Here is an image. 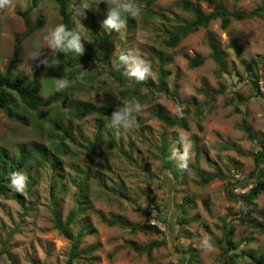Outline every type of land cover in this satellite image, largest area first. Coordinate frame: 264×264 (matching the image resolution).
Here are the masks:
<instances>
[{"label":"rangeland","instance_id":"rangeland-1","mask_svg":"<svg viewBox=\"0 0 264 264\" xmlns=\"http://www.w3.org/2000/svg\"><path fill=\"white\" fill-rule=\"evenodd\" d=\"M211 1L157 0L147 6L145 0H135L140 15L128 18L120 32H106L101 23L105 5L79 16L81 0H67L84 52L65 56L72 66L61 60L55 67L45 66L39 73V97L56 92V78L66 79L69 87L56 102L37 110L10 92L11 107L27 116L28 125L0 110L5 166L19 159L21 149L29 153L20 171L27 176L23 191L9 187L20 201L0 194V264H11L7 253L16 264H64L79 236L77 264H260L253 258L264 253V192L255 205L244 207L228 197L226 188L238 197L249 190L253 180L235 184L255 174L252 153L264 143V18L232 20L226 29L214 20L175 47L165 44L171 31L192 18L182 2L207 13L213 10ZM222 1L230 13L264 11L261 0ZM27 7H32L29 23H43L21 42L22 62L15 74L29 78L38 60L56 55L41 40L61 24L54 0H9L0 8V73L16 35L26 29L18 11ZM209 37L223 56L221 70L210 57ZM231 37L241 45L240 58L228 46ZM122 52L151 65L148 79L136 82L122 75L123 68L116 70ZM195 54L205 61L191 68L188 57ZM74 101L97 111L73 119ZM124 103L138 105L135 122L128 128L109 126L108 110ZM177 109L185 112L188 129L167 126L155 115L160 110L174 118ZM56 121L70 130V138L61 140L62 131L50 134ZM210 174L220 178L202 185L201 175ZM70 211L76 216L62 235L58 227L66 225ZM226 222L233 223L235 244L227 251L217 244ZM148 224L159 232L132 228ZM155 240L164 243L150 254L137 251Z\"/></svg>","mask_w":264,"mask_h":264},{"label":"trees","instance_id":"trees-1","mask_svg":"<svg viewBox=\"0 0 264 264\" xmlns=\"http://www.w3.org/2000/svg\"><path fill=\"white\" fill-rule=\"evenodd\" d=\"M146 5L149 6L153 3H155L157 0H145ZM264 3V0H261ZM54 2L57 5V11L61 19V24H64L67 28L73 30L72 25L70 23V15L67 11V0H54ZM213 10L207 13H204L200 10L198 6H191L187 2H182L181 7L185 12H189L192 15L191 20L185 22L183 25H180L176 27L173 31L169 33L168 39L166 41V46L168 47H175L183 38H185L187 35L194 33L198 31L200 28H207L210 22L214 20H219L220 27L222 29H226L232 20H244L248 18H252L254 16H261L264 18V11H259L258 9L251 10L249 12H228L224 6V3L222 0H213L211 1ZM104 5V3H101ZM34 6V5H33ZM32 6V7H33ZM32 7H27L23 11H18L20 15H22L26 22V29L20 33L17 34L15 37V43L13 46L12 55L8 59L4 70L0 73V110H2L7 117L10 119L28 125L29 121L27 116L24 114H18L15 112V110L11 107V97L10 92L16 94L21 101L22 104H24L26 107H28L31 110H37L42 106H48L52 103L56 102L60 98L59 92H54L52 96L42 100L39 97L40 92V79H39V73L40 71L45 67L44 64H42L40 60H38L37 64L32 69V74L29 78L21 75L15 74V69L18 67V65L22 62L21 59V42L37 27L42 25L43 20L38 19V22L34 25H31L29 23L28 14L31 12ZM208 43L211 49L210 57L218 64L219 69L221 70L224 67V59L219 51V48L217 44L215 43L214 39L212 37L208 38ZM228 46L233 49L234 54L236 57L240 58L241 56V45L234 37H231L229 39ZM59 60L63 61L68 66H72L73 63H71L69 60L65 59V55L62 53H55ZM205 61V57L200 54H195L191 57H188V66L191 68L198 67L202 65ZM252 83L254 84V87L257 88V80L255 78H252ZM163 89V77L160 79V83L158 86V90ZM258 93H260L257 90ZM174 101L176 103H179L177 98H174ZM73 103V109H72V117L73 119H82L85 116L92 114L97 111L96 107L93 105L81 102V101H74ZM109 114L111 115L113 112L111 110H108ZM183 112L182 118H170L166 114H164L162 111L157 110L155 112L156 117L162 121L164 124L170 127H181L183 129H188L187 122L185 120V112ZM201 111L197 108V113L199 114ZM55 131H62V135L60 136L61 140L64 138H70L71 132L69 129L64 128L59 122H55L53 127L50 129V134H54ZM247 136L252 139V135L250 132L246 129ZM57 149L60 151V146L62 145H56ZM94 146V144H93ZM34 152L38 156L40 155V152L38 150H30L29 152ZM29 153H27L24 149H21L19 153V159L15 162H11L9 166H5L6 159L4 157V154L0 155V160L3 162V166L0 168V194L4 193L5 197L13 198L18 201H20L19 196L17 194L9 189L11 187L10 181L8 179L9 175L12 172L21 171V169L24 167L26 160L28 158ZM253 162L256 166L262 165L261 170L259 171L258 177L252 181V186L249 188V190L243 194L241 197L246 202L247 205H255V200L264 192V143H262V149L252 153ZM39 165H43L42 161L40 159L37 160ZM216 177L220 178L218 174H210V175H201L200 177V183L202 185H205L211 181H213ZM247 183L241 184V186H246ZM207 208V206H206ZM76 216V213L74 211H70L68 214V217L66 219V225L58 227L60 233L62 235H67V225H69L71 222H73L74 218ZM226 230H225V236H223L219 242H217L218 245L223 244L226 246V248H233L235 246L233 240L231 239V236L234 232L233 223H230L228 225V222L224 224ZM133 229H139V230H146L150 229L153 232H159V229L157 226L148 224L146 226H132ZM261 233L262 230H259ZM80 237V236H79ZM79 237L71 242L70 250L68 252V257L64 264H77L78 260L81 257V250H79ZM164 242L163 240H155L147 244L146 246L142 248H137V251H147L148 254L151 253V250L154 247L162 245ZM7 257L9 258L11 264H16V261L12 259L11 255L7 253ZM258 259L260 264H264V253L258 254L257 257L253 258ZM246 264H251L250 262H245ZM33 264H44L40 262H33Z\"/></svg>","mask_w":264,"mask_h":264},{"label":"clouds","instance_id":"clouds-1","mask_svg":"<svg viewBox=\"0 0 264 264\" xmlns=\"http://www.w3.org/2000/svg\"><path fill=\"white\" fill-rule=\"evenodd\" d=\"M104 3V19L102 27L106 32H120L126 27L127 20L130 17L140 15L141 8L135 3V0H81V5L76 9L77 14L82 16L85 9L100 11L99 5ZM9 4V0H0V8ZM82 36L79 32L67 28L64 24H58L48 29L41 37L43 47L48 48L53 53H62L63 55H74L79 57L84 52ZM91 42V41H89ZM39 55V50L31 57L35 59ZM47 67L58 65L57 55L45 57L40 61ZM116 70L124 69L122 75H125L136 82H143L148 79L151 72V65L140 56L132 52H122L117 57L115 65ZM69 87V82L64 78H56L53 89L61 92ZM139 110L138 105L133 103H124L110 116V125L112 127L128 128L135 122V113ZM177 118L183 117V112L177 109ZM186 159V158H185ZM186 166V165H185ZM11 187L16 191H23L27 176L23 172H12L8 177Z\"/></svg>","mask_w":264,"mask_h":264},{"label":"water","instance_id":"water-1","mask_svg":"<svg viewBox=\"0 0 264 264\" xmlns=\"http://www.w3.org/2000/svg\"><path fill=\"white\" fill-rule=\"evenodd\" d=\"M259 170H260V165H258V167L256 169V172H255V174L252 177L247 178V179L240 180L235 185L243 184V183H245L246 181H249V180H255L258 177ZM229 187L226 188V192H227L228 197L230 199H232L233 201L239 202L240 204H242V206L246 207L247 204H246V202L241 197L234 196V195L230 194ZM226 251H227V248H226ZM222 261H223V259H222Z\"/></svg>","mask_w":264,"mask_h":264}]
</instances>
